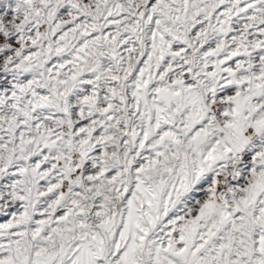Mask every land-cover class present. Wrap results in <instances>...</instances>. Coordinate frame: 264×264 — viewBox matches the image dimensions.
<instances>
[{"label":"snow or ice","instance_id":"1","mask_svg":"<svg viewBox=\"0 0 264 264\" xmlns=\"http://www.w3.org/2000/svg\"><path fill=\"white\" fill-rule=\"evenodd\" d=\"M0 264H264V0H0Z\"/></svg>","mask_w":264,"mask_h":264}]
</instances>
